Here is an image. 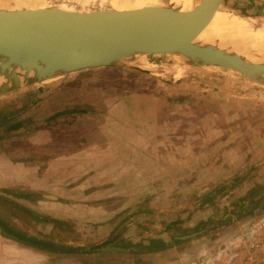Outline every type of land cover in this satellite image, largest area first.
Returning <instances> with one entry per match:
<instances>
[{
    "label": "rangeland",
    "instance_id": "rangeland-1",
    "mask_svg": "<svg viewBox=\"0 0 264 264\" xmlns=\"http://www.w3.org/2000/svg\"><path fill=\"white\" fill-rule=\"evenodd\" d=\"M1 1L0 6L5 7L37 4L59 7L76 6L82 0ZM95 2L101 0H89L93 7ZM253 3L256 6L252 5L249 10L255 14L246 10ZM251 4H244L243 0H235L232 4L225 0L217 11L246 16L255 31L264 27V0L251 1ZM212 39L222 40L244 52L222 29ZM139 60L142 64L137 65ZM216 78L225 81L224 92L219 97L221 105L207 103ZM179 79L188 80L184 85L187 88H180L184 92L174 87ZM248 85L259 92L255 89L256 94L245 96L250 91ZM184 102L188 103L183 105ZM234 106L240 110L236 118L212 114H231ZM172 108L179 112L188 108L196 116L204 114V121H201L204 125L199 126L198 120L193 124L202 132L204 128L237 132L227 146H237L240 160H234V166L220 171L221 177L213 181L182 185L172 198L169 195L165 204L160 200L150 203L149 197L157 181L166 177L164 172L162 177L159 175L154 157L156 140L162 142V137L149 131L156 127L152 114L155 111L171 113ZM110 118L113 119L108 126L114 130L116 140L126 139L119 133L117 136L118 129L130 128L131 143L140 139L145 144L146 155H143L146 159L132 161L130 172L136 174L139 168L135 166L141 164V174L137 177L144 173L147 180L139 183L137 177H131L127 185L129 195L133 198L140 194V199L129 200V206L118 210L112 229L98 236L91 229L93 223L81 225L59 216V210L53 206L58 199L50 200L49 197L61 199L63 185L48 178V167L58 166V156L64 150H73L87 142H100V132L90 124ZM16 121H20L19 127L6 128ZM105 122V125L99 123L100 126L108 127ZM167 131L175 130L168 127ZM0 157L31 166L33 174L28 176L35 178L30 184L0 185V218L27 235L69 249L41 248L13 240L11 250H6L12 254L2 252L4 264H212L216 256L223 254L225 243L231 247L247 224L264 217V85L229 68L213 64L189 65L173 55L137 54L110 65L57 74L0 93ZM58 174V170L51 171L53 176ZM32 185L40 189L31 188ZM35 215L48 216L52 220L44 221ZM174 220L177 222L166 227ZM170 233H182L183 238L159 251L140 252L133 244L146 243L150 236L169 241ZM0 236L2 243H9L8 237ZM103 241L106 244L99 247ZM92 245L96 247L90 249ZM109 245L119 248H106ZM87 248L90 251H84Z\"/></svg>",
    "mask_w": 264,
    "mask_h": 264
},
{
    "label": "water",
    "instance_id": "water-1",
    "mask_svg": "<svg viewBox=\"0 0 264 264\" xmlns=\"http://www.w3.org/2000/svg\"><path fill=\"white\" fill-rule=\"evenodd\" d=\"M223 1L197 0L187 9L169 0L122 9L0 6V93L137 54L218 65L264 85V59H247L222 40L194 39Z\"/></svg>",
    "mask_w": 264,
    "mask_h": 264
},
{
    "label": "crops",
    "instance_id": "crops-1",
    "mask_svg": "<svg viewBox=\"0 0 264 264\" xmlns=\"http://www.w3.org/2000/svg\"><path fill=\"white\" fill-rule=\"evenodd\" d=\"M243 1L244 4H251V1L254 2L255 0ZM230 3L233 4L234 1L230 0ZM252 5L256 6L255 3L251 4L247 7V12L251 11L249 9L253 8ZM253 14L255 13L253 12ZM186 84H188V80L179 79L174 87L179 92H184L180 88H187L184 86ZM214 85L210 87L212 95H208L207 103L220 104L219 97L224 92L225 81L216 78ZM248 89L250 91L246 93L245 96L247 97H251L249 94H256V90L258 91L253 85H248ZM186 103L184 102L183 105ZM230 113L213 112L212 114L217 117L226 118V115H231L236 118L239 116L240 110L234 106ZM152 115H155L156 127L149 131L154 135L161 134L160 137H162V142L156 140L153 151L154 157L159 168V175L161 176V173L164 172L166 177L157 181L158 184L151 191L152 196L149 197L150 203L160 200L161 204H165L169 195L172 198V194H176L178 189L183 188L182 185H198L213 181L218 176L221 177L222 172L220 171L230 170L234 166V160H240L237 146L235 148L231 145L227 146L228 141L232 139L231 136L235 137L237 132L235 134L231 132V134L227 131L210 130L209 128H204L202 132L193 127V124L197 122H199V126L204 125L201 122L204 114L199 113L196 116V113L189 111L188 108L183 112L172 108L171 113H157L155 111ZM112 119H106L99 123L104 124L106 121V126H108L109 120ZM101 120L102 118L99 119V121ZM196 120L198 121L196 122ZM99 123L90 125H93L92 128L95 131L100 132V142H87L73 150H64V153H60L58 156V166L48 167L50 169L48 178H52L51 180L56 184L63 185V197L61 199L53 195L49 197L50 200L58 199V202L53 203V206L59 210V216L81 225L93 223L91 229L98 236L106 234L112 229L115 222L114 217L119 214L118 210L129 206V200L140 199V194H136L133 198L130 197V188H127V185L132 176L137 177L141 174L139 171L141 164L135 166V168H139L138 172L134 175L131 174L130 169L134 164L131 162L146 159V156L143 155L144 153L146 155L145 144L140 139L135 140L134 144L131 143L130 128L118 129L117 136L120 134L126 139L118 138L116 140L114 130L109 126L101 127ZM168 127L176 132L170 131L171 133H168ZM89 134L88 132L86 136ZM222 144L224 147L221 146ZM211 146H214V149ZM131 153L132 156H130ZM56 170L59 174L51 175V171ZM32 174L33 168L24 162L18 160L12 162L0 157V185L30 184V181L35 179L28 176ZM146 180L143 173L139 178L137 177L136 182L144 183ZM31 188L40 189L37 185H32ZM118 204L121 207L116 209ZM6 240L9 243H2V238H0V264H4L2 252L12 254V251L7 252L6 250H11L13 245L11 242L14 241L10 238H6Z\"/></svg>",
    "mask_w": 264,
    "mask_h": 264
},
{
    "label": "bare ground",
    "instance_id": "bare-ground-1",
    "mask_svg": "<svg viewBox=\"0 0 264 264\" xmlns=\"http://www.w3.org/2000/svg\"><path fill=\"white\" fill-rule=\"evenodd\" d=\"M104 1L105 0H101V2H95L96 3L95 6L109 5L110 7L122 9V8H129V7H138V6L147 5V4H160L162 3L163 0H107V2H104ZM169 1L173 2L174 4L179 5L182 9H187V8H190L197 0H169ZM82 2L83 3L86 2V4H83ZM41 6H44V5L37 4L35 6L32 5L28 7H41ZM59 7L64 8V9L76 8L78 10H83V9L92 8L93 6L90 5L89 0H88V3H87V0H84V1L82 0L81 2L77 3L76 6L66 4V5H60ZM217 9L213 13L209 22L200 30V32L196 35L194 39L200 40V41L202 40L209 41L212 39V37L218 30L222 29L223 31L226 32V34L230 36L231 40H233L234 42L240 45L247 59H250V60L264 59V27L262 28L258 27V29L254 31L253 30L254 27L247 20L246 16L238 15V14L234 15V13L227 14L224 11H217ZM215 26L217 28H215ZM129 57L131 56H127L126 58H129ZM136 64L139 65L142 63L139 60V61H136Z\"/></svg>",
    "mask_w": 264,
    "mask_h": 264
},
{
    "label": "built area",
    "instance_id": "built-area-1",
    "mask_svg": "<svg viewBox=\"0 0 264 264\" xmlns=\"http://www.w3.org/2000/svg\"><path fill=\"white\" fill-rule=\"evenodd\" d=\"M241 234L231 247L225 243L223 254L215 259L219 262L212 264H264V217L247 224Z\"/></svg>",
    "mask_w": 264,
    "mask_h": 264
},
{
    "label": "trees",
    "instance_id": "trees-1",
    "mask_svg": "<svg viewBox=\"0 0 264 264\" xmlns=\"http://www.w3.org/2000/svg\"><path fill=\"white\" fill-rule=\"evenodd\" d=\"M20 126V121H16L14 123L8 124L6 128L14 129ZM39 219L45 220H52L48 216H43V215H35ZM177 220L170 221L168 222L166 227H169V224L176 223ZM0 234L8 237L10 239L22 242L24 244H30L34 246H38L41 248H50V249H56L53 248V243H50L49 241L46 240H41L40 238H36L32 235H27L24 233L22 230L19 228L14 227L12 224H10L8 221H6L4 218H0ZM183 238L182 233L175 234V233H170V240L165 241L162 237L160 236H150L147 238L146 243L138 242V243H133L138 246L137 251L140 252H154V251H159L161 249H164L168 247L172 242L178 241ZM102 244H106L105 241L103 243H99L98 246L100 247ZM122 246H127L125 244H122ZM92 247V248H91ZM90 249H93L96 247V245H92ZM98 248V247H97ZM122 248V247H120ZM123 249V248H122ZM75 250V249H74ZM90 251L88 248L85 249L84 251Z\"/></svg>",
    "mask_w": 264,
    "mask_h": 264
},
{
    "label": "flooded vegetation",
    "instance_id": "flooded-vegetation-1",
    "mask_svg": "<svg viewBox=\"0 0 264 264\" xmlns=\"http://www.w3.org/2000/svg\"><path fill=\"white\" fill-rule=\"evenodd\" d=\"M234 2H235V0H234Z\"/></svg>",
    "mask_w": 264,
    "mask_h": 264
}]
</instances>
